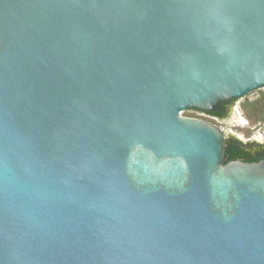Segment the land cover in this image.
Masks as SVG:
<instances>
[{
  "label": "water",
  "instance_id": "obj_1",
  "mask_svg": "<svg viewBox=\"0 0 264 264\" xmlns=\"http://www.w3.org/2000/svg\"><path fill=\"white\" fill-rule=\"evenodd\" d=\"M263 89L264 0H0V264H264V160L183 115Z\"/></svg>",
  "mask_w": 264,
  "mask_h": 264
},
{
  "label": "flooded vegetation",
  "instance_id": "obj_2",
  "mask_svg": "<svg viewBox=\"0 0 264 264\" xmlns=\"http://www.w3.org/2000/svg\"><path fill=\"white\" fill-rule=\"evenodd\" d=\"M239 110L237 101L225 102L221 105L220 109L216 112L195 110L196 115L202 117L198 118L211 122L217 126L224 125L231 120H235L236 112ZM202 113V114H201ZM236 122V121H235ZM234 122V123H235ZM220 127V126H219ZM240 138H228L226 137L225 144L234 142L241 148L242 158L238 161L245 163H254L264 160V143L254 139L249 140L248 143L242 142Z\"/></svg>",
  "mask_w": 264,
  "mask_h": 264
},
{
  "label": "rangeland",
  "instance_id": "obj_3",
  "mask_svg": "<svg viewBox=\"0 0 264 264\" xmlns=\"http://www.w3.org/2000/svg\"><path fill=\"white\" fill-rule=\"evenodd\" d=\"M262 92H264V89L263 90H259V91H255L252 94H250L249 96H247L246 98H244L242 100H239L237 102L238 107H239L238 111L243 115L244 118H245V116H244L243 111L241 109V104L246 99H248L250 101H254V100L259 99L261 94H262ZM196 113L197 112L195 110H189V111L185 112L183 115L186 116V117L196 118V119L202 118V117L196 115ZM191 116H194V117H191ZM234 122H235V120H231V121L227 122L224 125H219L220 128L224 131L226 137H228V138H240L245 143H248L249 140H251V142H252V140H254V139L258 140L261 143H264V124L256 125V126L254 125L253 126L248 121H247L246 124L240 123L238 121H236L235 123ZM246 128H250L251 129L252 133L250 135H247L245 133L244 130Z\"/></svg>",
  "mask_w": 264,
  "mask_h": 264
},
{
  "label": "trees",
  "instance_id": "obj_4",
  "mask_svg": "<svg viewBox=\"0 0 264 264\" xmlns=\"http://www.w3.org/2000/svg\"><path fill=\"white\" fill-rule=\"evenodd\" d=\"M241 109L247 121L251 125H262L264 124V92H262L259 99L250 101L246 99L241 104ZM194 117V116H191ZM245 133L250 135L251 129L246 128ZM226 153L225 155L229 158V161H236L242 158L241 148L237 146L234 142L226 144Z\"/></svg>",
  "mask_w": 264,
  "mask_h": 264
},
{
  "label": "bare ground",
  "instance_id": "obj_5",
  "mask_svg": "<svg viewBox=\"0 0 264 264\" xmlns=\"http://www.w3.org/2000/svg\"><path fill=\"white\" fill-rule=\"evenodd\" d=\"M235 121H238L243 124L247 123V120L243 117V115L239 111L236 112Z\"/></svg>",
  "mask_w": 264,
  "mask_h": 264
}]
</instances>
